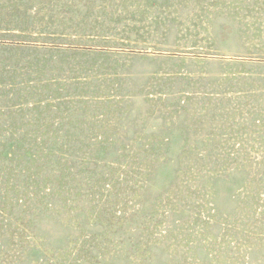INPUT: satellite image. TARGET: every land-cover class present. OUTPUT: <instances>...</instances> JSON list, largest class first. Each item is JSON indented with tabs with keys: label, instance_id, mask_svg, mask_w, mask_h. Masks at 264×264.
<instances>
[{
	"label": "rangeland",
	"instance_id": "1",
	"mask_svg": "<svg viewBox=\"0 0 264 264\" xmlns=\"http://www.w3.org/2000/svg\"><path fill=\"white\" fill-rule=\"evenodd\" d=\"M0 264H264V0H0Z\"/></svg>",
	"mask_w": 264,
	"mask_h": 264
}]
</instances>
